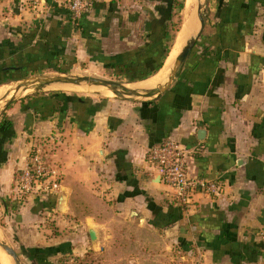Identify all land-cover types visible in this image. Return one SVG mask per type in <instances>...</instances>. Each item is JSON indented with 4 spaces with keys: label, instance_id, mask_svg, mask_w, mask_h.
<instances>
[{
    "label": "crops",
    "instance_id": "obj_1",
    "mask_svg": "<svg viewBox=\"0 0 264 264\" xmlns=\"http://www.w3.org/2000/svg\"><path fill=\"white\" fill-rule=\"evenodd\" d=\"M175 1L86 0L72 25L59 0H1L0 47L12 41L21 59L72 55L96 70L114 64L123 74L121 61L143 65L167 47ZM207 10L201 35L170 81L177 55L199 29L194 21L167 77L154 84L184 15L161 67L123 84L135 98L112 97L115 90L95 84H60L54 87L105 96L38 92L1 112V217L31 264H68L87 254L91 264H264V0H207ZM192 17L194 9L187 22ZM167 138L197 150L189 170L218 181L219 195L197 194L186 207L173 202L147 161L148 149ZM38 148L64 180L55 193L20 200L16 176ZM74 182L90 194L94 214L75 216L81 201H69ZM102 205L140 239L122 243L116 258L104 255L110 236L96 222Z\"/></svg>",
    "mask_w": 264,
    "mask_h": 264
},
{
    "label": "rangeland",
    "instance_id": "obj_2",
    "mask_svg": "<svg viewBox=\"0 0 264 264\" xmlns=\"http://www.w3.org/2000/svg\"><path fill=\"white\" fill-rule=\"evenodd\" d=\"M179 3L183 4L181 10L178 9ZM202 4H203V6H202ZM192 5H193V0H192ZM201 6H202V11H203L202 12L203 18H204V20H208L209 19V12L207 10V0H204V2H203V0H201ZM175 7H176V12L173 16V22H171V24H170L171 28H169V37H170V35H173V34H174V36H176V32L174 33L173 30L175 28L177 30L180 29V26H181L182 21H183V15H184L185 20H186V22L184 21L183 26L187 23V19L190 17V9L191 8L187 9L186 2H185V12H184V0H176L175 1ZM6 29L10 30L11 26H8ZM168 40H169V38H168ZM19 47H21L19 44L12 43V41H11L10 45H8L7 48L2 49L4 52H6V51H7V53L15 52L16 54H13V55L9 54L10 56H7L5 54L4 57L1 58L0 69H2L1 65H4V64L7 67H10L11 69L9 70L7 75L9 77L10 76L11 77L9 78V80L6 83L1 84L0 86L7 85L10 87H12V86L16 87V86H19L20 83L29 84V83L33 82L34 85L29 87V88H31L34 86L37 87L40 83L45 82V81H50V79L57 78V77H61L63 79H67V80H75V79L82 78V77H93V78L102 79V80L114 81V82H118L121 84H125L126 82L129 81L127 75H125L124 73H123L124 74L123 75L122 73L119 72V70H116L113 68H108V69L104 68L101 70H96V69H93L91 67L89 62L87 63V62H82L79 60L76 61L75 58L73 59L72 55H67L65 58L64 57L58 58V57H56L55 54L54 55L47 54L44 57H38L37 54H31L32 57H26L24 59H21L22 58V56H20L21 51H20V53H18ZM174 54H175V52H174ZM170 55H171L170 57L172 60V58L174 56L173 50L171 51ZM36 57L39 59H36ZM86 84H89V83L83 82V83H78L75 85H73V84H69V85L78 86V85H86ZM53 85H59V83L58 84L57 83L51 84V86H53ZM20 90H23V89H20ZM38 92H41V93L42 92H61V93L63 92V93L74 94V95L105 96L103 94L97 93V92L92 91V90L81 91V90H76V89L63 88L60 86H57V87L53 86V87H50V88L45 89V90L33 89L31 91H28L27 93H25L23 95H17V96H13L14 93H9V94L5 95L7 98L3 99L0 103V115H1V112L3 111L4 107L6 106V104L10 100H12L13 97H14L13 101H17L21 97H24V96L29 95V94H35ZM112 97L135 98L134 95L122 93L119 91H117V93L114 94ZM77 190H78L79 196L80 197L84 196L83 198L86 199V201L88 203L92 201L90 194L82 192L81 189H77ZM93 196L95 198H98V199L101 198L102 201H105V199L99 195L93 194ZM98 209H99V211H101V212H99L100 215L106 214L107 218L105 219L104 222L96 221L97 224L104 226V227H107V225H111L112 223H114L115 227L120 226L119 228H117V230L119 229V231L117 232L118 234H116L118 242L125 241L126 247H128L129 242L132 244H138V242L140 240L138 237H136V236H135L136 238H133V236L129 237V235L131 234V231H133L132 234L134 235L135 231L133 229L135 227H133V229H132V227L129 224H126L123 220L115 219L113 217V214L111 213L113 211L110 208L101 206L100 208H97V210ZM1 216H2V209H1V204H0V233H1L0 242L6 244L8 247L12 248L15 251V253L18 257L19 264H31L22 255L20 247L16 243V238L12 237L11 230L9 229L8 224L5 222V220ZM116 221H118V222H116ZM119 221H121V222H119ZM98 228H100V227H98ZM133 239L135 240V242H133ZM142 239L146 240L145 237H143ZM148 239H149V237H148ZM141 248H143V247H141ZM130 253L131 252H129V251H127V253L125 252L126 255L130 254ZM122 254H124V253H122ZM131 254H136V253L132 252ZM140 258H142V257L140 256ZM10 259H11V257H10ZM76 263H77V261H76Z\"/></svg>",
    "mask_w": 264,
    "mask_h": 264
},
{
    "label": "built area",
    "instance_id": "obj_3",
    "mask_svg": "<svg viewBox=\"0 0 264 264\" xmlns=\"http://www.w3.org/2000/svg\"><path fill=\"white\" fill-rule=\"evenodd\" d=\"M67 12V18L75 25L87 8L86 0H59ZM54 3H56L54 1ZM177 141L167 138L147 151V161L151 173L156 174L159 181L168 189L173 202L179 207L191 204L197 194L217 196L222 187L218 181L206 179L192 174L188 160L196 154ZM48 151L34 149L25 167L16 176L18 198L24 199L28 195H45L60 190L62 176L52 167L47 156ZM68 264H76L70 260Z\"/></svg>",
    "mask_w": 264,
    "mask_h": 264
},
{
    "label": "trees",
    "instance_id": "obj_4",
    "mask_svg": "<svg viewBox=\"0 0 264 264\" xmlns=\"http://www.w3.org/2000/svg\"><path fill=\"white\" fill-rule=\"evenodd\" d=\"M46 2H50V0H46ZM182 6H183V4L179 3L178 9L181 10ZM66 16H67V12H66ZM173 32L177 33L178 30L175 28L173 30ZM174 38H175L174 34L170 35L169 43L167 44V47H165L164 49L162 48L161 52L159 53V55L156 56L155 59H151L150 61H145L143 63V65L141 64V62L134 61V60H131V61L127 62V63H124L125 61H121V63H120L121 66H124V67H126L128 69L127 72L124 73V74H127L128 80L129 81L142 80V79L147 78L150 75H153L161 67L163 59L165 58V56H167L168 48L172 45V43L174 41ZM1 49H2V47H0V60H1L2 56H4V54H2ZM9 54L13 55V54H16V53L15 52H13V53L10 52V53H7V56H10ZM1 66H2L1 67L2 69H0V72H3L4 74H3V76L0 74V84H4L11 77V76L9 77L7 75L11 68L7 67L5 64L1 65ZM111 67L113 69H115L118 66L112 64ZM63 180L64 179H62V182H63ZM77 189H81V187L79 186L78 183L74 182L73 183V187H72V194L70 195V200L69 201L72 204H74V202L76 200L77 201H81V203L78 204L77 209L74 210L75 213L77 214V215L75 214V216L79 219V218H82L83 216H85V214H87V213H90V214L93 213L94 214V212H93L94 209L92 208V206L86 201V199L83 198L84 196H82V197L79 196ZM81 190H82V192H84L83 189H81ZM100 203L102 204V202H100ZM97 212L99 213L101 211H99V209H98ZM106 218H107L106 214H101L100 215V213H99V215H97V221L98 222H104ZM116 222H118V221H116ZM119 222H121V221H119ZM107 227L109 229L110 241H109V249L106 250L107 252H105L104 255L109 256L111 258H116L117 256H119V254H121V252H119V247L121 245H123L122 243H125V241L118 242L116 234H118L117 232L119 231V229L117 230V228H119L120 226L115 227L114 223H112L111 225H107ZM115 249H117V250H115ZM89 256L90 255L87 254L85 256L86 260L79 261L76 264H91L90 258H89V260H87Z\"/></svg>",
    "mask_w": 264,
    "mask_h": 264
},
{
    "label": "water",
    "instance_id": "obj_5",
    "mask_svg": "<svg viewBox=\"0 0 264 264\" xmlns=\"http://www.w3.org/2000/svg\"><path fill=\"white\" fill-rule=\"evenodd\" d=\"M193 9H194V17L192 20H194L196 23L199 24V29L197 30L196 33H194L183 45V47L181 48L180 53L177 55L174 65L171 69L170 75L168 77V81H170L172 79V77L174 76L176 70L178 69V67L184 62V60L187 58V56L189 55V53L191 52L192 48L194 47L197 39L199 38V36L202 33L203 27H204V19H203V14H202V6H201V0H194V4H193ZM40 80V79H39ZM38 81V80H37ZM50 81L52 83H59V84H78V83H89V84H95L98 86H102V87H106L112 90H115L116 93L117 91L122 92V93H127V94H131V95H139L137 92L126 88L123 84L118 83V82H114V81H108V80H102V79H97V78H93V77H82V78H78L75 80H67V79H63L61 77H57V78H53L50 79ZM34 85L33 82L29 83V84H22L17 86V90L19 91L20 89L26 90L28 89L30 86ZM160 89H157L155 92H159ZM151 93V92H150ZM154 93V92H153ZM14 100V98L12 100H10L6 106L3 109H6V107ZM243 161H239V164L243 163ZM64 188H62L61 190V194H60V200L59 203L63 204L65 202V196H64ZM88 234H89V239L92 243H95L97 241V236L98 233L96 231L95 228L90 227L88 230ZM0 248L5 251L12 259V264H19L18 261V257L15 253V251L8 247L6 244L1 243L0 242Z\"/></svg>",
    "mask_w": 264,
    "mask_h": 264
},
{
    "label": "bare ground",
    "instance_id": "obj_6",
    "mask_svg": "<svg viewBox=\"0 0 264 264\" xmlns=\"http://www.w3.org/2000/svg\"><path fill=\"white\" fill-rule=\"evenodd\" d=\"M193 4H194V0H193ZM186 6H187V9H193V5H192V0H186ZM193 17L181 28V31L176 39V42H175V46H174V49H173V55H175L177 53V51L179 50V47L181 45L184 44L186 38L190 35L193 34V31H192V26L191 25H194V20H192ZM196 25V24H195ZM195 28V27H194ZM191 37V36H190ZM175 52V54H174ZM171 56V55H170ZM168 57L166 63H165V66L164 68L162 69V71H160V74L158 76V79H154L153 83H158V82H155L156 80L157 81H162L163 79H165L168 75V68H169V65L171 63V57ZM173 67V66H172ZM32 80V79H31ZM22 81V80H21ZM30 81V80H29ZM15 83V82H14ZM36 83V82H35ZM162 83V82H161ZM51 84H53L51 81H45V82H42L40 83L37 87H31L29 89H26V90H17V86L16 87H10V86H7V85H4V86H1L0 87V97H3L9 93H14L13 96H17V95H23L25 93H27L28 91H31L33 89H37V90H45V89H48L51 86ZM58 84V83H57ZM20 85H22V83H20ZM60 85V84H59ZM63 85V84H62ZM65 85V84H64ZM54 86V85H53ZM158 86V85H157ZM80 88V87H79ZM14 98V97H13ZM3 252V251H2ZM0 255L1 252H0ZM6 257V256H5ZM6 259V258H5ZM4 257H0V264H8V261L7 259L5 260Z\"/></svg>",
    "mask_w": 264,
    "mask_h": 264
}]
</instances>
